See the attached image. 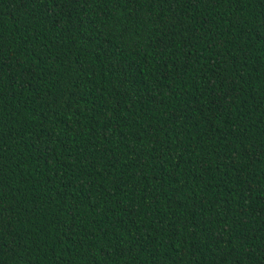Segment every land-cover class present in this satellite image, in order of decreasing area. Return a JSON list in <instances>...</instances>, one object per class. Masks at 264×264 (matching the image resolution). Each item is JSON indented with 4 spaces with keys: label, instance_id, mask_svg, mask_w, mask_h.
Wrapping results in <instances>:
<instances>
[{
    "label": "trees",
    "instance_id": "16d2710c",
    "mask_svg": "<svg viewBox=\"0 0 264 264\" xmlns=\"http://www.w3.org/2000/svg\"><path fill=\"white\" fill-rule=\"evenodd\" d=\"M0 264H264V0H0Z\"/></svg>",
    "mask_w": 264,
    "mask_h": 264
}]
</instances>
